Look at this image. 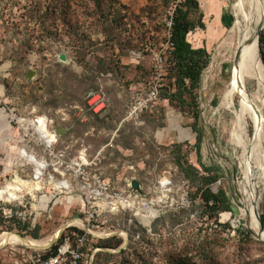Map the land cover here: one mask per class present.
<instances>
[{
    "label": "rangeland",
    "instance_id": "1",
    "mask_svg": "<svg viewBox=\"0 0 264 264\" xmlns=\"http://www.w3.org/2000/svg\"><path fill=\"white\" fill-rule=\"evenodd\" d=\"M185 1L0 0V188L17 196L0 199V234L41 240L60 230L54 244L69 236L73 247L80 236L81 264H264V241L240 212L242 165L253 168L261 156L249 160L255 125L242 90L235 104L247 115L244 123L221 106L219 92L230 79L232 52L224 39L234 0H197L190 7ZM174 6L197 23L188 41L210 54L196 99L202 162L210 168L204 174L218 175L210 188L226 192L235 214L209 212L177 166L180 153L202 171L194 104L182 108L161 97L175 79L167 32ZM259 44L264 64V29ZM248 84L264 112V91ZM90 91L107 96L105 116L88 109ZM41 117L55 135L51 145L40 132ZM23 149L44 163L39 178ZM148 208L157 212L149 225L141 218ZM259 214L264 220V194ZM127 235L126 251L118 254ZM49 249L5 243L0 260L35 264Z\"/></svg>",
    "mask_w": 264,
    "mask_h": 264
},
{
    "label": "bare ground",
    "instance_id": "2",
    "mask_svg": "<svg viewBox=\"0 0 264 264\" xmlns=\"http://www.w3.org/2000/svg\"><path fill=\"white\" fill-rule=\"evenodd\" d=\"M229 8L234 16V23L224 40L225 43L229 45V49H231L232 52L231 56L227 59L230 66V79L228 87L219 91L222 97L221 106L232 111L236 121L240 123H244L246 116L249 115L251 121H253L255 125V135L253 140L251 139L255 144V146H253V155L249 152L250 148H246L249 152V160L251 156L255 155V157H257L259 154L261 156L258 157L260 161L253 168L248 162L242 165L243 178L240 183V212L242 216L247 218L248 225L254 234L264 239V230L261 229L259 218L260 202L264 194V112L262 110L263 108L248 91L249 81L256 82L257 93L264 91V64L258 48L260 37L259 27L264 22V0H234L230 2ZM222 32V30L214 32L212 38H217ZM240 90L245 93V103L247 106L246 116L244 111H242L244 116L240 115L235 104L236 95ZM38 122L40 123V132L44 134L43 137L46 138V142L51 145L52 142L55 141V135L48 132L44 118L41 117ZM242 133L244 134V130H242ZM243 142L245 146L248 145V142ZM260 148H262V150H260ZM21 156L35 165V178H39L43 174V169L45 168L44 163L38 160L33 154H29L25 149L21 151ZM64 184V182L58 183V187H63L65 186ZM34 188L38 189L39 185H34ZM15 198H17V196L10 191V187L0 188V199L9 201ZM146 211L147 215H142L141 218L143 222L149 225L151 219L157 215V212L150 208ZM76 220L75 224L83 225L82 221ZM55 237L56 234L53 237L41 240L34 238H26L24 240L7 233H1L0 247L5 243L23 242L27 246L44 249Z\"/></svg>",
    "mask_w": 264,
    "mask_h": 264
},
{
    "label": "trees",
    "instance_id": "3",
    "mask_svg": "<svg viewBox=\"0 0 264 264\" xmlns=\"http://www.w3.org/2000/svg\"><path fill=\"white\" fill-rule=\"evenodd\" d=\"M56 1L58 2L59 0ZM193 3L197 4V0H186L184 4L190 7ZM55 12L57 13L58 11ZM59 14H62L60 7ZM196 24L197 23L188 18V11H184L182 8L175 10L171 35V41L174 44V48L171 51L173 59L171 71L175 79L173 82L169 83V87L161 94V97L178 102L182 108H186V106L192 107V104H194V115L196 120L193 128L197 133L195 150L203 173L192 163H184L181 160L180 151H178L177 166L184 173L191 185L196 187V195L200 197L202 204L209 209V212L217 214L220 211H229L235 214V209L231 200L227 197L226 192L224 190L213 191L210 188V184L217 179L218 175L204 174V172H208L210 168L202 162L201 150L203 129L199 125L200 111L199 103L196 102V99L197 89L201 84L203 70L210 63V54L205 48H194L187 39L188 33L195 29L197 26ZM198 25L202 28L205 27L201 19L198 21ZM260 40H262V38ZM68 237L69 236L60 237L61 243ZM121 243L122 241H118L117 247L120 246ZM59 246V243L54 244L40 259H46L52 255H56ZM125 251L126 249H122L118 254H122ZM0 264H2L1 260Z\"/></svg>",
    "mask_w": 264,
    "mask_h": 264
},
{
    "label": "built area",
    "instance_id": "4",
    "mask_svg": "<svg viewBox=\"0 0 264 264\" xmlns=\"http://www.w3.org/2000/svg\"><path fill=\"white\" fill-rule=\"evenodd\" d=\"M169 10V17L167 19V32L169 36V46L174 48V44L171 41L174 14L176 7H171ZM86 104L88 109L95 115L105 116L108 113L109 103L107 96L102 91H90L86 97ZM36 120V119H35ZM31 123V120H30ZM32 124V123H31ZM39 130V129H38ZM79 236V235H77ZM77 247H73L70 243V238H66L64 244L59 246L56 255H52L46 259H38L35 264H80L83 257V253L80 251V245H83L84 239L78 237Z\"/></svg>",
    "mask_w": 264,
    "mask_h": 264
},
{
    "label": "water",
    "instance_id": "5",
    "mask_svg": "<svg viewBox=\"0 0 264 264\" xmlns=\"http://www.w3.org/2000/svg\"><path fill=\"white\" fill-rule=\"evenodd\" d=\"M264 29V22L261 24V26L259 27V33H261V31ZM258 48H259V54L261 55V51H260V44H258ZM60 59L62 60V61H66V56H65V54H61L60 55ZM64 131H62L61 129H58L57 130V133L58 134H62ZM132 187L134 188V189H139V183H138V181H136V180H133L132 181ZM259 218H260V225H261V229L262 230H264V222H263V219L261 218V216L259 215ZM60 230L58 231V234L56 235V237H55V239H53L44 249H47V248H50V247H52L53 246V244H54V242L56 241V239H58V237L60 236ZM18 235L19 236H21V237H24L23 235H21V234H19L18 233ZM258 239H260V240H262V241H264V239L263 238H261V237H258V236H256ZM25 238V237H24ZM129 236L127 235L126 236V238H125V240H124V243L119 247V248H117L116 249V251L118 252V251H121L122 249H124V248H126L127 247V245H128V243H129ZM107 251H109L108 249H106Z\"/></svg>",
    "mask_w": 264,
    "mask_h": 264
},
{
    "label": "crops",
    "instance_id": "6",
    "mask_svg": "<svg viewBox=\"0 0 264 264\" xmlns=\"http://www.w3.org/2000/svg\"><path fill=\"white\" fill-rule=\"evenodd\" d=\"M220 12H221V10H220ZM209 13V12H208ZM221 16H222V14H221Z\"/></svg>",
    "mask_w": 264,
    "mask_h": 264
}]
</instances>
